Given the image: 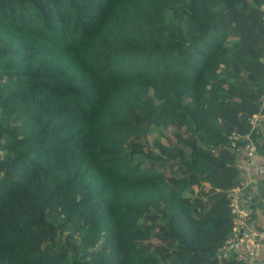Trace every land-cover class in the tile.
<instances>
[{"label":"trees","instance_id":"1","mask_svg":"<svg viewBox=\"0 0 264 264\" xmlns=\"http://www.w3.org/2000/svg\"><path fill=\"white\" fill-rule=\"evenodd\" d=\"M263 14L0 0V264H238L217 253L244 135L264 155Z\"/></svg>","mask_w":264,"mask_h":264},{"label":"built area","instance_id":"2","mask_svg":"<svg viewBox=\"0 0 264 264\" xmlns=\"http://www.w3.org/2000/svg\"><path fill=\"white\" fill-rule=\"evenodd\" d=\"M262 18L264 19V14ZM260 123H264V91L260 97V110L249 117L251 128L256 127ZM239 137L240 136L236 134L231 135L232 146L235 145V141ZM244 140L246 144L243 150H245L248 158H251L255 153V146L249 140L247 134L244 135ZM257 173L264 178V164L258 166ZM227 195L230 200L229 206L232 227L229 237L225 240L217 253V258L224 259L232 255L233 258L239 262H250L252 256L243 253L238 247L246 241L264 245V228L253 223L252 209L249 207V203H247V201H249V196L243 185L238 184L233 186L229 189Z\"/></svg>","mask_w":264,"mask_h":264},{"label":"crops","instance_id":"3","mask_svg":"<svg viewBox=\"0 0 264 264\" xmlns=\"http://www.w3.org/2000/svg\"><path fill=\"white\" fill-rule=\"evenodd\" d=\"M261 134L264 135V123L259 124ZM264 164V155L255 152L248 158L245 150L238 152L237 165L240 167L239 184L244 186L249 196V207L253 204L252 220L259 227L264 228V178L259 176L257 168ZM240 251L252 256L250 262H239L238 264H264V245L246 241L238 247Z\"/></svg>","mask_w":264,"mask_h":264},{"label":"water","instance_id":"4","mask_svg":"<svg viewBox=\"0 0 264 264\" xmlns=\"http://www.w3.org/2000/svg\"><path fill=\"white\" fill-rule=\"evenodd\" d=\"M238 182H239L238 179L234 181L235 184L238 183ZM250 207L253 208L254 205L252 204Z\"/></svg>","mask_w":264,"mask_h":264},{"label":"rangeland","instance_id":"5","mask_svg":"<svg viewBox=\"0 0 264 264\" xmlns=\"http://www.w3.org/2000/svg\"><path fill=\"white\" fill-rule=\"evenodd\" d=\"M153 135L156 136V133H153ZM149 139H151V135H150V138Z\"/></svg>","mask_w":264,"mask_h":264}]
</instances>
